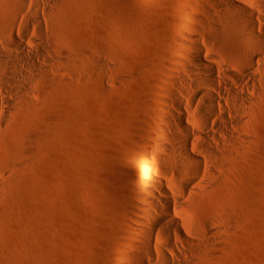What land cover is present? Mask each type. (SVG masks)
Here are the masks:
<instances>
[{
    "label": "rangeland",
    "instance_id": "374dc122",
    "mask_svg": "<svg viewBox=\"0 0 264 264\" xmlns=\"http://www.w3.org/2000/svg\"><path fill=\"white\" fill-rule=\"evenodd\" d=\"M219 2L69 0L49 18L55 31L47 29L44 41L65 55L38 87L39 112H24L13 141L0 139L7 162L19 163L3 192L0 264H125L150 159L144 149L163 119L162 103L198 107L178 65L185 45L202 35L206 54L231 57L226 40L210 35ZM238 2L258 11L253 0ZM245 118L253 142L224 158L219 201L188 207L196 220L213 212L222 220L214 224L216 257L200 264H264V97Z\"/></svg>",
    "mask_w": 264,
    "mask_h": 264
},
{
    "label": "bare ground",
    "instance_id": "6f19581e",
    "mask_svg": "<svg viewBox=\"0 0 264 264\" xmlns=\"http://www.w3.org/2000/svg\"><path fill=\"white\" fill-rule=\"evenodd\" d=\"M68 1L0 4V139L13 141L24 112H39L38 87L65 55L62 48L45 42L43 34L55 31L49 18ZM253 2L258 11L238 0L217 5L221 13L214 16L217 24L210 35L226 40L231 53L226 61L206 54L199 43L202 35L185 45L187 54L178 65L189 78L186 96L198 107L191 109L177 98L162 103L163 119L144 149L150 159L143 163L136 206L140 215L126 237L125 264H200L204 255L218 250L214 224H220L221 217L213 212L196 220L188 207L202 201L215 206L226 187L220 173L229 164L224 158L234 159L239 146L253 142L245 116L264 97V0ZM28 137L32 143L40 139L36 133ZM18 164L8 163L0 150V209Z\"/></svg>",
    "mask_w": 264,
    "mask_h": 264
}]
</instances>
